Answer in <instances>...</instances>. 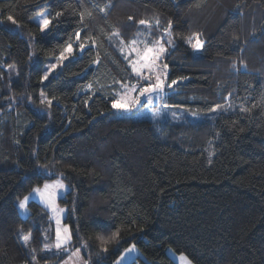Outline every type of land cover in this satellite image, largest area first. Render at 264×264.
<instances>
[{
	"label": "trees",
	"instance_id": "trees-1",
	"mask_svg": "<svg viewBox=\"0 0 264 264\" xmlns=\"http://www.w3.org/2000/svg\"><path fill=\"white\" fill-rule=\"evenodd\" d=\"M43 9L64 13L46 35L32 20ZM169 19L166 82L183 79L164 101L198 112L224 105L213 119L152 123L111 108L122 84L139 81L121 41L163 40ZM77 28L96 43L82 54L76 45L41 83ZM192 33L205 41L197 55ZM57 177L69 187L59 199L67 247L90 264H112L130 245L139 255L127 264H176L167 248L193 264H264V0H0V264L65 256L52 248L48 211L31 200L22 216L16 204ZM117 228L119 242L104 251L97 237Z\"/></svg>",
	"mask_w": 264,
	"mask_h": 264
},
{
	"label": "snow or ice",
	"instance_id": "snow-or-ice-1",
	"mask_svg": "<svg viewBox=\"0 0 264 264\" xmlns=\"http://www.w3.org/2000/svg\"><path fill=\"white\" fill-rule=\"evenodd\" d=\"M107 7V6H106ZM106 7H101L99 9L100 12H105ZM64 15V13L57 11L53 18H49L48 15H44L43 19L39 21V28L41 34H48L53 31L55 28L59 27V20ZM91 15V13H88ZM84 14H81V23L83 22ZM133 17L129 16L128 20L131 21ZM7 20L12 24H17L16 19L9 15ZM140 25H150V21L141 19L138 21ZM156 26H160V21L156 20ZM173 27V21L171 19L167 22V27L163 28V35L167 36L166 42H162L161 40H155L150 45L145 44L143 48H139L136 45L139 43L137 40H133L130 42L129 47V55L125 56V59L129 61V65L132 69V72L138 77V80H144L146 83L144 86L138 87L137 84H132L129 86L128 84H122V91L115 93V98L110 99V105L113 110L123 112V113H131L134 110L139 111L141 107H147V105H151L156 101L161 100L165 95V88L168 89L173 88L178 84L179 79H174L170 84L166 85V80L169 74V66L167 63H162L168 54L169 48L173 47L175 41L172 38L171 29ZM118 32H113L112 36H118ZM200 33H192L191 37L188 38V43L191 48L195 51H200L205 44V41L200 39ZM82 39H87L82 37V32L80 28L73 35L68 37L65 45L60 50L59 56L56 57V62L49 63L46 66V69L43 72V75L40 76L41 83L48 81L50 77H52L58 69L65 65V62L74 59L77 55L76 45H78L79 53H83L89 45H94L96 42L94 40H87V42H81ZM111 39V36L109 37ZM124 42L121 41V44ZM165 43L168 47L165 46ZM121 53L124 52V48L121 47ZM132 54H134L135 59L132 58ZM92 63H96L93 61ZM147 72V75L144 73ZM88 89L92 88V85H87ZM41 105H47L49 108L53 104V100L47 98L43 93H41ZM142 97L147 100V105L144 104V100ZM87 104V101H85ZM227 107H231L228 105ZM219 109L214 108L212 111L215 112ZM165 110L167 111V106H165ZM227 110V108H225ZM242 111H248L247 108H242ZM195 116V113H192ZM172 116L175 118V111L172 112ZM213 155V153H209V156ZM65 185L61 180H57L51 184L45 183L43 188H34L32 191L39 195L40 200L45 204L46 207L51 209V211L56 214V228H55V247L57 249H61L62 246L69 244L72 238V231L67 224H62L59 214L64 213L66 210L64 208H59L56 206V189H64ZM30 199L29 196H25L23 199L19 201V208L25 209L26 202ZM121 230L117 228L115 232L111 234L110 237L106 238L102 235L98 236L97 239L100 241L102 249L107 251V244L112 241H116L117 243L120 240ZM25 243L30 240L29 235H25L23 237ZM135 250V245L130 246L125 249V253H130ZM80 249L77 248L74 256L79 258ZM124 253L121 254V261L123 260ZM179 259L181 261H185V264H190L187 262V258L181 254ZM87 264V262H84Z\"/></svg>",
	"mask_w": 264,
	"mask_h": 264
},
{
	"label": "rangeland",
	"instance_id": "rangeland-1",
	"mask_svg": "<svg viewBox=\"0 0 264 264\" xmlns=\"http://www.w3.org/2000/svg\"><path fill=\"white\" fill-rule=\"evenodd\" d=\"M44 15H47V9H43V10L39 11L38 13L34 14L32 16V20L39 24V21L41 19H43ZM142 34H143L142 36L135 37V38L131 39L129 42H125L124 44H122L119 47V49H121V47L124 48V52L122 53L124 55V57L129 55V51L128 50H129V47L131 46L130 45L131 41H133V40L139 41V43L136 45L139 48H143L145 44L150 45L154 41V40H150L149 39L148 32H143ZM159 40H161L162 42H166L167 36L164 35L163 36V40L162 39H159ZM165 46H166V44H165ZM191 50L194 53V55L199 54L200 51H201V50L200 51H195L192 48H191ZM132 58L135 59L134 54H132ZM54 62H56V57H54L53 59H51L50 61H48L45 64L44 70L46 69V66L49 63H54ZM127 62L129 64L128 60H127ZM129 67H130V65H129ZM130 69H131V67H130ZM44 70H43V72H44ZM131 71H132V69H131ZM144 74L147 75V72H145ZM145 83L146 82L144 80H139L136 83H131V84H128V85L131 86L132 84H137L138 87H141V86H144ZM166 85H167V82H166ZM165 91H166V89H165ZM142 100H144V104L147 105V100H145L143 97H142ZM165 106H167V109H168L167 111L165 110ZM218 106H219V109L217 111L213 112L212 110L214 108H218ZM224 108H225L224 105H216L212 109H210L208 111H205V112L192 111V110H189L187 108L180 107V106L167 105L165 103L164 97H163L159 101H156L154 99V102L151 105H147V107H141L139 109V111L134 110L133 112H131L129 114L135 119H147V120H149L152 123H163V122H167V121L168 122L179 123V122H183V121H199V120H203V119H213L219 113V111L223 110ZM173 111H175V113H176L175 118L172 116V112ZM117 112L119 114H125L123 112H119V111H117ZM192 113H195L196 115L193 116ZM58 179L61 180L64 183L65 188L64 189H56V206L59 207V208H64L65 209V207L62 206L59 203V199L63 198L65 196V194L68 191L69 187L61 178L57 177V178H54V179L45 180L42 184L33 187L28 192V194L25 195V196H29L30 197V199L26 202L25 209H20L19 208V201L21 199H23L25 196L22 197L21 199H19L16 202L18 210H19V213L22 216H26L29 213V210H28V207H27V203L29 201H31V200H34L37 203H39L41 206H43L48 211L50 219L52 220V222L54 224V228H56V214H54L51 211V209L46 207L45 204L40 200L39 195L36 194V193H33L32 190L34 188H37V187L43 188L45 183L51 184V183L57 181ZM65 212L59 214V217L61 219V223L62 224H65L63 222L64 217H65ZM67 246H69V244L62 246L61 249H57L55 247V240L52 242V248L56 249L57 251L61 250L62 253H65V256L63 257V259L61 261H59L58 263H56V264H84V262H87V264H90L91 260L88 258L85 250H83V249L78 247L80 249V253H79V258H77L76 256L73 255V253H75L77 248H72V247L69 248ZM130 246H132V245H130ZM130 246H128L127 248H129ZM68 248H69V250H68ZM127 248H125V249H127ZM125 249L122 251V253H124L123 260L121 261V254H122L121 253L116 258V260L114 262H112V264H127V263L131 262L132 260H134L139 255V252H138V249H137L136 246H135V250L133 252H130V253H125ZM166 253L176 264H185V261H181L179 259L181 254L176 253L173 249L167 248L166 249ZM187 262H190V264H193L188 258H187Z\"/></svg>",
	"mask_w": 264,
	"mask_h": 264
}]
</instances>
